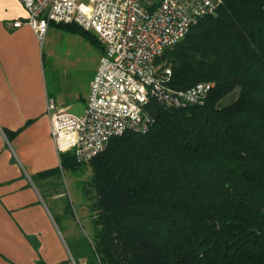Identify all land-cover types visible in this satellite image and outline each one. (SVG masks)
<instances>
[{
	"label": "trees",
	"instance_id": "obj_1",
	"mask_svg": "<svg viewBox=\"0 0 264 264\" xmlns=\"http://www.w3.org/2000/svg\"><path fill=\"white\" fill-rule=\"evenodd\" d=\"M51 25L85 36L102 54L90 32ZM156 64L170 68L175 89L212 84L204 103L174 108L151 99L145 131L112 138L88 163L61 153L59 167L33 176L91 172L80 192L88 228L74 260L264 264V0H223Z\"/></svg>",
	"mask_w": 264,
	"mask_h": 264
},
{
	"label": "built area",
	"instance_id": "obj_2",
	"mask_svg": "<svg viewBox=\"0 0 264 264\" xmlns=\"http://www.w3.org/2000/svg\"><path fill=\"white\" fill-rule=\"evenodd\" d=\"M20 1L28 12L26 24L40 41L50 24H74L93 32L103 47L83 113L60 109L47 99L57 154L72 152L77 162L88 163L112 138L148 128L151 99L174 108L200 105L212 88L203 82L185 89L171 87L170 68L159 70L156 59L223 0Z\"/></svg>",
	"mask_w": 264,
	"mask_h": 264
},
{
	"label": "crops",
	"instance_id": "obj_3",
	"mask_svg": "<svg viewBox=\"0 0 264 264\" xmlns=\"http://www.w3.org/2000/svg\"><path fill=\"white\" fill-rule=\"evenodd\" d=\"M27 18L20 0H0V264H85L74 260L73 250L77 222L88 228V218L70 215L58 175L33 176L59 167L47 99L84 111L96 69L78 85L57 75L49 80L41 41Z\"/></svg>",
	"mask_w": 264,
	"mask_h": 264
},
{
	"label": "rangeland",
	"instance_id": "obj_4",
	"mask_svg": "<svg viewBox=\"0 0 264 264\" xmlns=\"http://www.w3.org/2000/svg\"><path fill=\"white\" fill-rule=\"evenodd\" d=\"M83 30V29H82ZM85 31V30H84ZM89 32V31H88ZM94 35L93 32H90ZM43 52L45 54V66L49 80L55 75L62 78L68 85H78L84 80H89L98 65V60L101 55L100 49L92 44L88 39L74 31L59 29L50 24L47 32L41 40ZM212 85V84H211ZM213 86V85H212ZM237 89L233 93H228L220 103H227L235 97ZM60 109L73 111V113L81 114L82 110H70L67 107ZM63 174V175H62ZM59 177V187L64 191V195L71 200L70 207L73 218L78 219L88 218V209L86 200H81L82 183L90 176V170H86L84 174L74 173L69 170H64ZM73 201V203H72ZM75 202V203H74ZM83 204V214L78 213L77 204ZM79 229H75V234L82 238L85 231L81 229L85 227L80 221L77 222ZM88 222L86 223V225ZM77 225V226H78Z\"/></svg>",
	"mask_w": 264,
	"mask_h": 264
}]
</instances>
